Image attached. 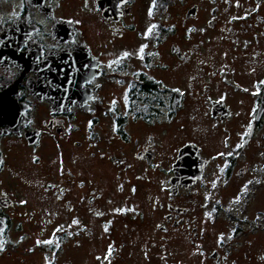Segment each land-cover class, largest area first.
I'll list each match as a JSON object with an SVG mask.
<instances>
[{
  "label": "flooded vegetation",
  "instance_id": "flooded-vegetation-1",
  "mask_svg": "<svg viewBox=\"0 0 264 264\" xmlns=\"http://www.w3.org/2000/svg\"><path fill=\"white\" fill-rule=\"evenodd\" d=\"M262 125L264 0H0V264L96 231L116 264L150 209L194 264L261 263L221 199L256 196Z\"/></svg>",
  "mask_w": 264,
  "mask_h": 264
},
{
  "label": "rangeland",
  "instance_id": "rangeland-1",
  "mask_svg": "<svg viewBox=\"0 0 264 264\" xmlns=\"http://www.w3.org/2000/svg\"><path fill=\"white\" fill-rule=\"evenodd\" d=\"M262 133H264V125H262ZM264 142L261 145L260 163L256 171H249L243 177L242 182L254 184L256 186L255 197L252 198L253 193L250 195V199L247 203V211L241 210L242 203L246 202L244 198L242 201L232 203L231 189L225 190L223 199H221L222 207L232 210L233 214H244L255 227L254 230H250L249 226H246L247 231H259L260 235V250L264 253ZM252 190V189H250ZM140 193V192H139ZM138 198L141 200V194H138ZM244 201V202H243ZM234 204V205H233ZM141 204H139L140 206ZM242 211V212H241ZM245 211V213H244ZM154 211L145 212L143 216L133 215V220L138 219L137 230L138 231H125L126 238L121 250V258L117 260L116 264H194L198 260L196 256V250L198 247L189 242V237L185 232L181 233H162L157 231V221L154 218L159 217L155 212V216L152 215ZM222 214H220L221 216ZM154 217V218H153ZM223 217V215H222ZM225 219V218H224ZM150 221V223H149ZM227 223V222H226ZM226 228H230L232 224L227 223ZM220 224H215L210 230L218 231ZM226 231V229H225ZM38 232V231H32ZM50 231H45V233ZM117 234L119 231H113ZM44 233V231H43ZM96 236L92 238L88 237L85 233L81 235H75L66 244L65 254H61L58 264H99L100 261L99 252H103L105 241L107 236L101 231H96ZM128 233V235H127ZM162 236H166L165 239H161ZM76 239L80 242L76 245ZM118 243H120L118 241ZM117 243V244H118ZM205 246V245H204ZM119 249L118 245L116 246ZM44 253V252H43ZM39 250H35L33 253L21 254L24 263L23 264H46V255ZM19 257V256H18ZM17 257V260H18ZM242 259V258H241ZM53 263V262H52ZM20 264V262H19ZM55 264V262L53 263ZM264 264V257L261 263Z\"/></svg>",
  "mask_w": 264,
  "mask_h": 264
},
{
  "label": "water",
  "instance_id": "water-1",
  "mask_svg": "<svg viewBox=\"0 0 264 264\" xmlns=\"http://www.w3.org/2000/svg\"><path fill=\"white\" fill-rule=\"evenodd\" d=\"M3 228H4V222L2 220H0V238H1V235H2Z\"/></svg>",
  "mask_w": 264,
  "mask_h": 264
}]
</instances>
